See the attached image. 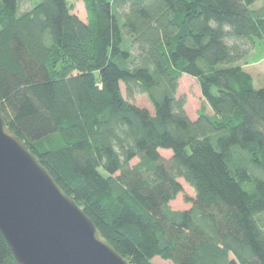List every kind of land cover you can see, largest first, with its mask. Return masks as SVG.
I'll return each mask as SVG.
<instances>
[{
	"label": "trees",
	"instance_id": "16d2710c",
	"mask_svg": "<svg viewBox=\"0 0 264 264\" xmlns=\"http://www.w3.org/2000/svg\"><path fill=\"white\" fill-rule=\"evenodd\" d=\"M84 1L87 22L69 0H0L8 126L131 264H264V84L243 67L264 6ZM184 74L204 99L197 119L177 97ZM180 178L196 191L185 210L170 205ZM0 264H19L1 232Z\"/></svg>",
	"mask_w": 264,
	"mask_h": 264
},
{
	"label": "water",
	"instance_id": "95a60500",
	"mask_svg": "<svg viewBox=\"0 0 264 264\" xmlns=\"http://www.w3.org/2000/svg\"><path fill=\"white\" fill-rule=\"evenodd\" d=\"M0 232L19 264H131L1 113Z\"/></svg>",
	"mask_w": 264,
	"mask_h": 264
},
{
	"label": "rangeland",
	"instance_id": "374dc122",
	"mask_svg": "<svg viewBox=\"0 0 264 264\" xmlns=\"http://www.w3.org/2000/svg\"><path fill=\"white\" fill-rule=\"evenodd\" d=\"M39 0H33V2H27L21 5V10H27L36 4ZM72 7L71 12L76 14L80 19L87 22L88 13L84 0H69ZM264 6V0H258L253 6V9H258ZM1 28V25H0ZM246 61L249 63L245 67V70L253 74L255 78L256 88H261L264 84V41L258 39L255 46L252 48L251 52L247 55ZM122 89L124 96L136 105L144 108H148L151 112H154L153 106L150 103L146 94L136 93L130 96L126 90V86L122 83ZM184 96L187 100L186 110L190 117L193 119L198 117V111L204 101L199 83L197 80L187 74H184L180 79L179 88L177 91V97ZM211 112L210 109H208ZM161 154L166 158L172 156V152L168 150H161ZM137 159L132 163H136ZM183 185V192H181L176 199L171 201L170 205L175 210H185L192 206L191 203L186 201V197H195L196 191L190 186L183 178H180ZM153 264H174L170 260L162 259L161 257H156L153 259Z\"/></svg>",
	"mask_w": 264,
	"mask_h": 264
},
{
	"label": "crops",
	"instance_id": "0c3cea01",
	"mask_svg": "<svg viewBox=\"0 0 264 264\" xmlns=\"http://www.w3.org/2000/svg\"><path fill=\"white\" fill-rule=\"evenodd\" d=\"M247 66V64H244L243 65V67H244V69H245V67ZM249 72V71H248ZM252 74V73H251ZM252 76H253V74H252ZM253 78H254V76H253ZM254 84H255V78H254ZM192 118V117H191ZM193 119V118H192ZM195 119H197V118H195Z\"/></svg>",
	"mask_w": 264,
	"mask_h": 264
}]
</instances>
